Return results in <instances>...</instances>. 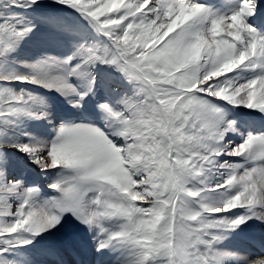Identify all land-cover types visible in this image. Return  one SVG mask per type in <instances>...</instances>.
I'll list each match as a JSON object with an SVG mask.
<instances>
[{
	"label": "snow or ice",
	"instance_id": "6c2138e0",
	"mask_svg": "<svg viewBox=\"0 0 264 264\" xmlns=\"http://www.w3.org/2000/svg\"><path fill=\"white\" fill-rule=\"evenodd\" d=\"M0 264H264V0H0Z\"/></svg>",
	"mask_w": 264,
	"mask_h": 264
},
{
	"label": "rangeland",
	"instance_id": "374dc122",
	"mask_svg": "<svg viewBox=\"0 0 264 264\" xmlns=\"http://www.w3.org/2000/svg\"><path fill=\"white\" fill-rule=\"evenodd\" d=\"M40 37H39V35L37 36V37H35L34 39H39ZM56 104H57V106L58 107H61L62 108V106H63V101L61 100V99H59V98H55V101H54ZM69 231H76L75 229H71L70 228V226H66V228L65 229H62L60 232H58V233H56L54 236H53V240H63L65 237H66V235H67V233L69 232Z\"/></svg>",
	"mask_w": 264,
	"mask_h": 264
},
{
	"label": "bare ground",
	"instance_id": "6f19581e",
	"mask_svg": "<svg viewBox=\"0 0 264 264\" xmlns=\"http://www.w3.org/2000/svg\"><path fill=\"white\" fill-rule=\"evenodd\" d=\"M242 239H243L242 236L235 237V238L232 240V243H233V244H238V243L241 242Z\"/></svg>",
	"mask_w": 264,
	"mask_h": 264
}]
</instances>
